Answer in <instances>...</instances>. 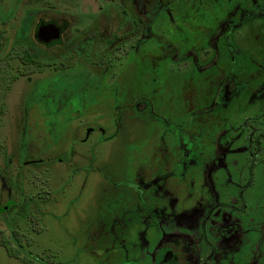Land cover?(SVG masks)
Returning a JSON list of instances; mask_svg holds the SVG:
<instances>
[{
	"label": "rangeland",
	"instance_id": "rangeland-1",
	"mask_svg": "<svg viewBox=\"0 0 264 264\" xmlns=\"http://www.w3.org/2000/svg\"><path fill=\"white\" fill-rule=\"evenodd\" d=\"M149 2L100 77L81 32L127 29L120 0H0V264H264V0Z\"/></svg>",
	"mask_w": 264,
	"mask_h": 264
},
{
	"label": "flooded vegetation",
	"instance_id": "flooded-vegetation-1",
	"mask_svg": "<svg viewBox=\"0 0 264 264\" xmlns=\"http://www.w3.org/2000/svg\"><path fill=\"white\" fill-rule=\"evenodd\" d=\"M121 1V3L123 4V6H125L126 7V9H123V8H120L121 9V12H122V16H124L125 17V14H130V13H133L134 14V16H138V17H140L141 16V10H140V7H138V8H134V7H132V9H131V7L129 8V6L130 5H132V1L133 0H120ZM136 1V0H135ZM162 1V0H161ZM127 4L128 3V5H125V4ZM168 6V5H167ZM125 13V14H124ZM140 19V18H139ZM49 20H53V19H49ZM49 20H45V19H41L40 21H38V23H40L41 21H49ZM54 21H56L61 27H62V35H61V38L59 39V40H57V41H54V42H52V43H50V44H44V43H41V42H39L38 40H37V38L35 37V41L37 42V43H40V44H42V45H44V46H47V47H52V46H58V45H62L63 44V42L66 40L65 39V34L67 33V31H68V27H69V25L67 24V22L66 21H62V22H60V21H57V20H54ZM37 23V24H38ZM95 24H97V21H93L92 23H91V25L90 26H88V27H86V31H82L81 32V35L83 34V33H85V32H89L88 33V35H87V39L89 40V53H90V55L88 56V59H89V61H87V63L89 64V66H88V70H91L92 72H94L95 74H97V75H101L100 73H102V70L105 68V64H106V61H104V59H105V57H106V52L107 51H109L111 48H113L114 47V42H112V44H107L106 43V41H107V38H109L110 36L108 35V33H109V30H99V26H97V25H95ZM126 26H127V29H125V30H123V31H119V33H114L112 36H114V35H117L118 36V39H119V41H122L123 39H125L126 38V35L127 34H125L124 32L125 31H127V30H130L131 29V25L129 24V22L128 21H126ZM37 27V26H36ZM35 30H36V28H35ZM79 35L80 34H76V33H74V34H71L70 36H69V39H70V46H71V51H73L72 50V47L75 45V44H77V38L79 37ZM99 35V36H98ZM129 35H130V37L127 39L128 41H126L125 43L122 41V42H120V44H117V49L119 50L120 49V47L123 45H125V44H127V43H130V44H132L133 46H135V43H137L140 39H141V29L140 28H138L137 29V27H134V29H133V34H131V33H129ZM34 36H36V33L34 34ZM111 36V37H112ZM69 41V40H68ZM67 41V42H68ZM97 41H100L101 42V44H102V46H103V50L101 51V53H100V50H99V47H96L95 46V48L93 49V45H95L94 43L95 42H97ZM67 42L65 43V44H67ZM115 48V47H114ZM226 49L227 50H230V48H228V46H226ZM228 55H229V52H228ZM72 57H74L73 56V54H72V56H71V58ZM228 58H226V60H223V62H226L227 64H228V70H227V72L226 73H228L229 71H231V69H233V66H234V64L237 66L238 64H239V61L240 60H242V58L241 57H239L238 58V56H237V58H236V60L234 59L233 60V58H231V57H233V56H231V57H229V56H227ZM98 67L99 68H101L100 70L98 69ZM108 68V66L106 67V69ZM236 69V67L233 69V71ZM105 71V70H104ZM103 71V72H104ZM207 73V72H206ZM103 74V73H102ZM101 77V76H100ZM135 101H136V98H135Z\"/></svg>",
	"mask_w": 264,
	"mask_h": 264
},
{
	"label": "trees",
	"instance_id": "trees-1",
	"mask_svg": "<svg viewBox=\"0 0 264 264\" xmlns=\"http://www.w3.org/2000/svg\"><path fill=\"white\" fill-rule=\"evenodd\" d=\"M159 1H161V0H150V2L148 3V7L150 8V10H154L155 5H156ZM172 1H173V0H162L161 2H162L164 5H170V3H171ZM124 4H125V3H124ZM125 5H126V4H125ZM130 7H131V9H132V5H130L129 8H130ZM120 8L126 9V7L123 6L122 3H121V5H120ZM124 14H125V13H124ZM123 18H124V21H125V20L128 21L129 24L131 25V29H130V30H127V31L124 32L125 34H127V35H126V38L122 40L124 43H125L126 41H128L127 39L130 37L129 33L133 34V29H134V27H137V29L140 28V29H141V34H143L144 31H145V26L149 25V23L151 22V19L148 18L149 21H148L147 24H145V20H144L142 14H141L140 17H138V16H134L133 13L125 14V17L123 16ZM139 18H140V19H139ZM29 25H30L29 23L25 24V25L23 26L22 30L19 31V39H21V38H23V39L26 38V39H27V33H28ZM122 41H119L118 36H117V35H114V36H112V37L107 38L106 43H107V44H112V42H114V46H115V45H117V44H120V42H122ZM35 42H36V41H35ZM36 43H37V42H36ZM30 45H31V47L33 48V47H34L33 45H35V44H34V42H33V43H30ZM46 47H47V46H46ZM50 47H51V46H50ZM65 49H66L67 53H70V55L72 56V53H71V46H70V39H69V41L67 42V44H65ZM33 50H34L35 52L31 51L30 49L27 50V48L24 49V51H22L21 59L24 60L26 63H30V64L37 65L39 58H42V57H44V58H51L49 55H47V54H46L45 52H43V51H38V50H36V48H35V49L33 48ZM228 52H229V51H228ZM228 56H229V55H228ZM15 78H17V77H15ZM15 78H14V79H15ZM12 237H13L14 241L18 244V248H17L18 253H15V254L13 253V250L11 249V247H10V245H9V241L2 240V242H3V245H4V247L7 249V251H8L9 254H11V255L16 256L17 258H19V257H21V256L19 255V253H21V248H22V246H23V243L21 242V239L17 236V234H16L15 232L13 233ZM22 260H23V262H24L25 264H41L40 261H43L41 258H37V260H36V259H34L33 257L28 256L27 254L22 255Z\"/></svg>",
	"mask_w": 264,
	"mask_h": 264
},
{
	"label": "water",
	"instance_id": "water-1",
	"mask_svg": "<svg viewBox=\"0 0 264 264\" xmlns=\"http://www.w3.org/2000/svg\"><path fill=\"white\" fill-rule=\"evenodd\" d=\"M35 33L39 42L50 44L61 38L62 27L54 20L41 21L37 24Z\"/></svg>",
	"mask_w": 264,
	"mask_h": 264
}]
</instances>
